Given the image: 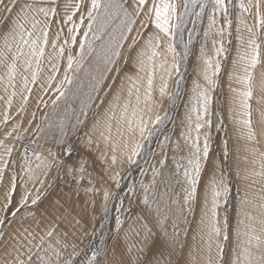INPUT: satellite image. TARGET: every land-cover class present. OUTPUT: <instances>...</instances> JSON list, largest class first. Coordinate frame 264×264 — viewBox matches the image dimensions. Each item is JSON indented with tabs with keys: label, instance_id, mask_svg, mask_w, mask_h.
I'll list each match as a JSON object with an SVG mask.
<instances>
[{
	"label": "snow or ice",
	"instance_id": "6c2138e0",
	"mask_svg": "<svg viewBox=\"0 0 264 264\" xmlns=\"http://www.w3.org/2000/svg\"><path fill=\"white\" fill-rule=\"evenodd\" d=\"M225 74L251 198L215 96ZM0 93V264H180L193 224L204 257L187 264H264V0H0ZM58 180L87 197L78 218L49 200Z\"/></svg>",
	"mask_w": 264,
	"mask_h": 264
},
{
	"label": "rangeland",
	"instance_id": "374dc122",
	"mask_svg": "<svg viewBox=\"0 0 264 264\" xmlns=\"http://www.w3.org/2000/svg\"><path fill=\"white\" fill-rule=\"evenodd\" d=\"M204 23H207V20H204ZM191 25H189L190 27ZM187 38V34H185V39ZM235 43V42H233ZM199 45H196V49L198 50ZM210 47V45H209ZM233 54H234V49H233ZM192 61L194 62V57L191 58ZM87 68V66H86ZM189 72L194 76L195 73L192 72V68L190 66L189 68ZM80 79L84 81V92L88 91V78L84 75V73L82 72L80 74ZM35 89V86H33ZM75 91V89H73ZM2 94V93H0ZM101 95H103V93H101ZM216 97L219 98V110L222 113V118L225 122V126L227 128V138L229 140V149H230V166L232 167L233 170V179L235 183H238L240 190H241V195L243 196L244 192L247 191L249 192V196L250 198L252 197V195L255 193L258 195V190L260 188L259 184H256L255 186H253L252 188L248 187V182L244 181V180H239L236 181V172L239 171L240 175L243 176L245 174V171L247 169H250L252 167V165L250 164V154L245 150L247 148V141L244 140L243 138L240 137V133L239 130L235 129V125L234 123L229 119V109L230 107H234L231 106L229 101L231 99L232 94L229 92L228 89V80H227V75L225 74L223 77V81L221 84L220 89L218 90V92L215 94ZM47 99V97H45ZM81 99H83V93L81 94ZM111 99V96H109V100ZM35 95H33L32 97H30L28 105L26 106L25 109V115H30V112L32 110H35ZM98 103V101H97ZM107 101H105V105L104 107H107ZM20 104V100L19 98H17L14 102V107H13V112H15V107H17ZM217 105L214 102L213 104V108L216 109ZM80 108V102L76 101V109L78 110ZM93 108H95V105H93ZM104 111L103 108L100 109V114H102ZM182 111V109H181ZM91 115V113H90ZM233 116L236 115V112L233 111L232 113ZM97 119L100 118L99 115H97L96 117ZM17 119H19V117H17ZM93 123V120H89L88 121V125L87 128L85 129V131H87L88 129L91 128ZM169 128L172 127V125H168ZM115 132V129L113 130ZM221 135H223V133H221ZM176 136H179V126H178V121H177V129H176ZM216 133L213 132V137L215 138ZM176 137H174L175 139ZM101 148L104 147L103 143H101ZM171 156V153L169 154ZM246 157L248 158L246 160ZM141 166L147 167V165L144 164V161L141 160L140 162ZM127 165H125L126 167ZM55 175V173H52L51 175L48 176V180L51 181L53 179V176ZM151 177V173L149 172L148 175L146 177H144L145 183H147L148 179H150ZM139 179H141V175L139 172V168L135 165H133L130 169V171L128 173L125 174L124 179L121 181V184H127V183H131L133 180L138 181ZM29 187H31V185H29ZM177 191H179V189H176ZM233 195H235V191L233 192ZM55 199H61V202H65L67 201V207L69 212L71 213L72 217H77L78 218V213L81 212V209H84L86 207V200L87 197L85 196L83 190L81 189L79 192V195L76 194V185L75 184H67L64 183L63 181H56V185L55 187L51 190V195L49 196V200H55ZM49 200H45L44 204H48ZM235 201H233V206L230 207V213H231V222L233 224V226L236 223V211H235ZM127 206V205H126ZM43 207V205H42ZM115 213L111 212L108 219L105 221V225H106V229L105 231H107V226L112 224V216H114ZM98 218V217H97ZM91 219V209L89 208L87 210V212L85 213V220ZM32 224V219L31 218H27L25 220H23V222H21L19 219L16 220L15 222L12 223L11 226H6L5 227V236L8 237L10 236L15 230L17 229H22L23 227L29 226ZM171 230V229H169ZM196 230V225L193 224L192 225V230H190L187 234V236L185 237L183 233H181L179 239L180 242L184 243V249H183V254L182 255H178L177 259L180 260V264H187V262L189 261V253L191 252L193 255L196 256V260L202 261L203 257H204V246L202 245L201 241L199 240V238L197 239H193V235L194 232ZM231 247V245H230ZM177 251L179 252V244L177 245ZM3 254H4V248L2 245H0V260L3 259Z\"/></svg>",
	"mask_w": 264,
	"mask_h": 264
}]
</instances>
